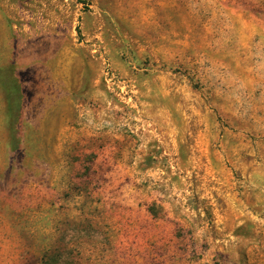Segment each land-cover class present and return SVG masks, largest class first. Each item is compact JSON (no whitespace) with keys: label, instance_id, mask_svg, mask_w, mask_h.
I'll use <instances>...</instances> for the list:
<instances>
[{"label":"rangeland","instance_id":"374dc122","mask_svg":"<svg viewBox=\"0 0 264 264\" xmlns=\"http://www.w3.org/2000/svg\"><path fill=\"white\" fill-rule=\"evenodd\" d=\"M0 264H264V0H0Z\"/></svg>","mask_w":264,"mask_h":264},{"label":"trees","instance_id":"16d2710c","mask_svg":"<svg viewBox=\"0 0 264 264\" xmlns=\"http://www.w3.org/2000/svg\"><path fill=\"white\" fill-rule=\"evenodd\" d=\"M151 211H152V213H153L155 216L158 215L155 206H154L153 208H151ZM90 221H91V220H90Z\"/></svg>","mask_w":264,"mask_h":264}]
</instances>
